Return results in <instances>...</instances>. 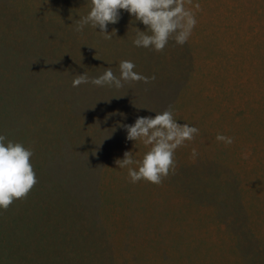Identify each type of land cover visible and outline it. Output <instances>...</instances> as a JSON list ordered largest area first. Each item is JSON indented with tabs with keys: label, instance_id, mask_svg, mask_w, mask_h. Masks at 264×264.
Returning a JSON list of instances; mask_svg holds the SVG:
<instances>
[{
	"label": "rangeland",
	"instance_id": "374dc122",
	"mask_svg": "<svg viewBox=\"0 0 264 264\" xmlns=\"http://www.w3.org/2000/svg\"><path fill=\"white\" fill-rule=\"evenodd\" d=\"M199 3L188 40L157 52L126 10L105 39L75 31L91 0H0V133L37 177L0 209V264H264V0ZM122 59L156 78L72 86ZM169 106L200 131L160 184L133 183L115 161L146 148L121 125Z\"/></svg>",
	"mask_w": 264,
	"mask_h": 264
},
{
	"label": "clouds",
	"instance_id": "9594fccd",
	"mask_svg": "<svg viewBox=\"0 0 264 264\" xmlns=\"http://www.w3.org/2000/svg\"><path fill=\"white\" fill-rule=\"evenodd\" d=\"M199 9V0H91L87 14L76 22L75 31H82L85 25H90L99 28L105 39H110L112 32L107 30L108 24L118 22L121 10H126L145 25L144 30L137 28L132 43L159 52L170 39L181 45L188 40L197 23L196 11ZM135 67L134 61L122 59L119 61V75L106 67L101 74L93 77L83 71L74 76L71 83L74 88L91 83L120 89L124 82L144 81L147 84L156 78L154 74L146 76L135 71ZM121 126L125 129L127 140L134 141L135 145L142 143L146 148L140 158L132 151H125L123 158L115 161L118 168L127 169L128 178L133 183L143 179L160 184L170 171L176 170V149L193 140L200 131L193 123L177 122L171 106L155 111V115L137 116L133 123ZM215 138L226 145L233 143L232 136L221 132ZM197 154V149L193 147L190 158L195 159ZM32 155L31 148L0 133V209L8 208L14 199L26 196L37 182L30 159Z\"/></svg>",
	"mask_w": 264,
	"mask_h": 264
}]
</instances>
